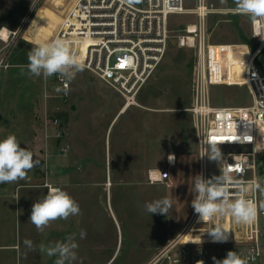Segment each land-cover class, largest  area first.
<instances>
[{
    "label": "rangeland",
    "instance_id": "rangeland-1",
    "mask_svg": "<svg viewBox=\"0 0 264 264\" xmlns=\"http://www.w3.org/2000/svg\"><path fill=\"white\" fill-rule=\"evenodd\" d=\"M209 1L214 6L208 18L210 39L221 43L212 50L221 53L227 46L231 73L239 75L245 59L234 54L232 45L245 53L247 47L251 52L255 49L252 21L235 11L234 0ZM73 2L0 0V31L7 27L15 32L7 40L0 38V52L7 54L10 63L0 69V140L14 134L21 147L40 161L26 179L13 183L23 186L18 198L20 191V199L33 195L36 202L51 184L67 191L79 204V215L51 223L56 224L51 232L55 242L76 233L77 259L72 264H148L168 237L188 225L194 213L192 188L201 166L189 111L194 50L178 45V36L194 15H170L163 59L141 88L137 104L123 107L125 98L86 67L70 82L69 97L64 98L52 88L54 75L47 79L29 75L28 59L19 57L18 46L32 49L37 41L54 39ZM195 4V0H184L187 8ZM76 55L84 58L85 48ZM213 99L218 105H245L251 94L246 84L223 83L214 85ZM56 117L67 132L62 137H57L51 122ZM63 144L70 145L67 152L62 151ZM218 147L223 154L218 162L207 157L209 177L221 174L220 163L228 151L243 146ZM169 155L176 159L170 167L171 178L148 182V170L169 167ZM252 177V172L246 176ZM163 197L172 202L167 215L146 211L145 203ZM217 223L228 230L227 240L242 234L243 224H235L229 216L212 220L211 226ZM81 230L87 233L84 239L79 237ZM21 233L23 241L34 244L37 238L44 242V231L37 233L34 225L23 224ZM24 255L23 264H55L57 258L43 255L38 260L28 250Z\"/></svg>",
    "mask_w": 264,
    "mask_h": 264
},
{
    "label": "built area",
    "instance_id": "built-area-1",
    "mask_svg": "<svg viewBox=\"0 0 264 264\" xmlns=\"http://www.w3.org/2000/svg\"><path fill=\"white\" fill-rule=\"evenodd\" d=\"M195 1L194 7L187 8L184 0H134L132 4L127 0H74L54 39L71 42L72 50L81 39H91L83 58L86 68L115 88L125 98L123 107H127L137 104L141 88L166 53L170 15H194V20L178 36V45L194 50L189 111L197 137L200 174L205 179L211 178L206 167L207 156L202 155L206 143L214 140L218 145L243 146L240 150L226 153L220 170L229 167L236 181L248 182L256 177L264 179V135L260 132L264 131L261 127L264 126V70L257 61V55L264 51V19L255 25L252 22L251 35L256 42L252 52L249 47L245 53L232 45L234 54L245 59L239 75H232L229 48L225 46L221 53L212 50V46L221 44L212 43L210 39L208 18L214 6L209 0ZM128 57L132 58L134 67H129ZM9 65L7 54L0 52V69ZM54 76L52 88L60 89L62 97H69L70 91L67 95L63 92L64 82L58 75ZM223 83L246 84L251 94L250 103L215 104L213 87ZM51 122L56 126L57 137L67 133L58 117ZM246 136L252 139L246 140ZM69 148V144L61 146L63 152ZM175 164L176 159L169 162L167 168H150L148 182L168 181L171 178L170 167ZM249 172L253 173L252 178H246ZM250 198L258 204L264 202V194L259 192L251 194ZM198 218L194 211L188 225L176 236L168 238L148 264H202L200 261L214 264L213 257L222 260L229 251L244 256L251 253L255 259L249 264H264V209L258 208L257 219L244 225L241 235L224 242L187 240V233Z\"/></svg>",
    "mask_w": 264,
    "mask_h": 264
},
{
    "label": "clouds",
    "instance_id": "clouds-1",
    "mask_svg": "<svg viewBox=\"0 0 264 264\" xmlns=\"http://www.w3.org/2000/svg\"><path fill=\"white\" fill-rule=\"evenodd\" d=\"M134 0H127L132 4ZM222 3L226 0H221ZM235 11L247 15L253 24L264 19V0H234ZM129 67H134L132 58L128 57ZM86 65L82 57H78L72 50L71 42L56 38L51 41H37L35 46L28 52L27 69L29 75L47 79L58 75L64 82L63 92L67 95L70 91L69 84L75 79L78 73L83 72ZM60 91V89H57ZM249 124H254L248 121ZM264 128V126H261ZM264 135V131H260ZM246 140L252 137L246 136ZM255 150V149H254ZM207 156L209 160L217 161L223 156L218 144L213 140L205 145L202 157ZM169 162H174V156L169 155ZM40 163L34 159L32 151L21 147L14 134H9L0 140V184L14 183L27 178L30 170ZM154 175V174H153ZM47 194L32 205L30 222L39 232H43L52 222L67 220L71 216L81 213L76 200L60 187L47 184ZM235 189V191H230ZM192 192L195 194L192 200V207L199 219L207 223L216 218L229 216L237 225L252 224L258 215V208L264 209V202L259 204L255 199L250 198L251 194L259 192L264 194V179L259 177L248 182L236 181L229 167L221 169V174L205 179L202 174L194 177ZM172 202L168 197L147 202L144 208L152 214L167 215ZM208 234L213 242H224L228 239V230L219 223L210 228ZM87 233L84 230L79 232V237L84 239ZM23 243L29 250H34L31 240H24ZM78 244L76 233L69 234L64 241H56L45 245H39V251L48 257H57L55 264H72L77 259ZM255 257L249 253L247 256L229 251L226 257L218 260L213 257L214 264H249ZM203 264V261H200Z\"/></svg>",
    "mask_w": 264,
    "mask_h": 264
},
{
    "label": "crops",
    "instance_id": "crops-1",
    "mask_svg": "<svg viewBox=\"0 0 264 264\" xmlns=\"http://www.w3.org/2000/svg\"><path fill=\"white\" fill-rule=\"evenodd\" d=\"M21 187H23L21 183L0 184V264H23V260L25 259V250L33 253L38 260H41L40 258H44L43 255L45 254L40 253L39 245L41 243L45 245L55 243L52 239L53 233L51 232H53V229L56 228V224H50L44 230V242H40L36 238L35 243L33 244L34 250H29L27 246L24 245L21 229L23 224H29L31 228L33 227L29 218L31 215L32 205L35 201L34 196L30 195V191V196L26 199L24 196L23 199H20L21 192L19 191L18 198V189H22ZM34 230H36L37 233H40L37 229H35V226ZM32 233L35 234L33 229Z\"/></svg>",
    "mask_w": 264,
    "mask_h": 264
},
{
    "label": "bare ground",
    "instance_id": "bare-ground-1",
    "mask_svg": "<svg viewBox=\"0 0 264 264\" xmlns=\"http://www.w3.org/2000/svg\"><path fill=\"white\" fill-rule=\"evenodd\" d=\"M10 32L11 30L9 28L4 27L0 32V38L3 40H7L10 37ZM89 41H91V39H81L76 45H73L74 46L73 52L76 54L80 52L81 49L83 48H85V52H86ZM210 228H212L211 221L205 223L198 218L196 223L192 224V227L187 233V237L190 241H195V242H203V240L213 241L212 237L207 232ZM234 237L235 236H233V238H231L230 240L234 239Z\"/></svg>",
    "mask_w": 264,
    "mask_h": 264
},
{
    "label": "water",
    "instance_id": "water-1",
    "mask_svg": "<svg viewBox=\"0 0 264 264\" xmlns=\"http://www.w3.org/2000/svg\"><path fill=\"white\" fill-rule=\"evenodd\" d=\"M257 61L261 64L263 70H264V51L260 52L257 55ZM43 163V160L41 161ZM56 167L54 164L52 165V168Z\"/></svg>",
    "mask_w": 264,
    "mask_h": 264
},
{
    "label": "trees",
    "instance_id": "trees-1",
    "mask_svg": "<svg viewBox=\"0 0 264 264\" xmlns=\"http://www.w3.org/2000/svg\"><path fill=\"white\" fill-rule=\"evenodd\" d=\"M16 49L21 52V54H20L21 56H19V57H21V58L25 57L28 59V52L31 50L29 47L27 49H21V47L18 46Z\"/></svg>",
    "mask_w": 264,
    "mask_h": 264
}]
</instances>
